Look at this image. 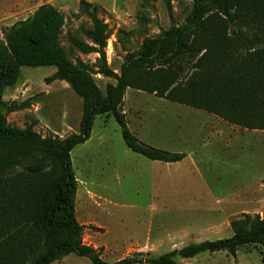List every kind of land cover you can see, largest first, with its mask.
I'll use <instances>...</instances> for the list:
<instances>
[{"label": "rangeland", "instance_id": "rangeland-1", "mask_svg": "<svg viewBox=\"0 0 264 264\" xmlns=\"http://www.w3.org/2000/svg\"><path fill=\"white\" fill-rule=\"evenodd\" d=\"M102 7L100 18L108 25L106 63L120 74L125 57L137 52L147 39L159 36L174 24L182 26L193 9V0H0V44L18 23L34 22L43 7L62 18L58 43L69 61H80L106 95L116 81L102 74L100 54H84L73 41L91 44L93 22L80 14L81 2ZM54 67H24L18 82L6 89L7 107H28L7 115L8 126L32 128L41 136L66 139L80 132L84 101L66 83L47 82ZM124 113L130 131L145 145L185 154L181 163L153 162L130 151L116 119L96 118L91 139L72 153L78 190L76 217L84 226L83 243L116 263L137 253L159 258L175 250L206 241L232 238L233 230L207 231L208 226L230 216L264 219V143L252 136H233L232 148L219 150L212 126L228 124L219 117L153 95L128 90ZM264 140L263 138H260ZM222 211L223 213H220ZM178 264H264V248L247 246L237 258L227 252L204 253L194 259L176 258ZM54 264H92L71 255Z\"/></svg>", "mask_w": 264, "mask_h": 264}, {"label": "trees", "instance_id": "trees-1", "mask_svg": "<svg viewBox=\"0 0 264 264\" xmlns=\"http://www.w3.org/2000/svg\"><path fill=\"white\" fill-rule=\"evenodd\" d=\"M169 16L174 21L171 0ZM102 7L81 2L80 14L93 22L91 44L73 41L84 54H100L103 76L116 81L106 95L86 67L69 61L58 43L60 14L43 7L34 22L16 24L0 44V264H54L76 255L92 264H178L210 253L237 258L247 246L264 248V219L245 217L231 223L232 238L192 244L159 258L143 253L108 263L83 243L84 226L76 217L78 183L72 153L91 139L96 118L114 117L127 148L153 162L175 164L185 154L143 144L129 129L124 103L128 90L187 106L249 131H264V0H193L182 26L172 25L128 54L120 74L106 63L108 25ZM24 67H54L47 82H66L84 101L80 132L66 139L45 138L32 128L8 126L7 113L28 103L7 107L4 94ZM264 183V180H263Z\"/></svg>", "mask_w": 264, "mask_h": 264}, {"label": "crops", "instance_id": "crops-1", "mask_svg": "<svg viewBox=\"0 0 264 264\" xmlns=\"http://www.w3.org/2000/svg\"><path fill=\"white\" fill-rule=\"evenodd\" d=\"M212 128H213V131L215 133L214 134L215 137H217L216 144L219 147L217 154H220V155H224L225 150L232 148L233 144L235 143L234 141H232V139H233V136H236V135H240V136L243 135V137H244V136H247L250 134L252 136V140L256 144L259 145L260 143H264V140L260 139V138L264 137V131H249L247 129L241 128L239 126L231 125L229 123L228 124H217L215 126H212ZM179 163H181V162H179ZM175 164H177V163H175ZM169 165L172 166V164H169ZM263 180H264V177H263L261 183L263 182ZM220 213H223V212L220 211ZM222 217L223 218L219 222L208 226L207 231H216L217 234H220V233H222V230L224 232L225 231L229 232L230 230H232V228H231L232 222H230V220H229L230 216L227 215L225 217V215L223 214Z\"/></svg>", "mask_w": 264, "mask_h": 264}]
</instances>
